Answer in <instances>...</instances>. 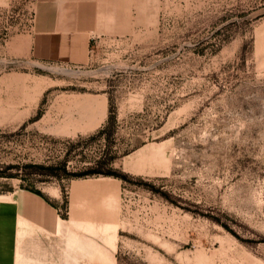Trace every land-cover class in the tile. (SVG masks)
Here are the masks:
<instances>
[{
    "label": "rangeland",
    "instance_id": "obj_1",
    "mask_svg": "<svg viewBox=\"0 0 264 264\" xmlns=\"http://www.w3.org/2000/svg\"><path fill=\"white\" fill-rule=\"evenodd\" d=\"M31 12L0 8V195L65 219L71 181L116 178L99 264H264V0H147L84 65L12 60Z\"/></svg>",
    "mask_w": 264,
    "mask_h": 264
},
{
    "label": "crops",
    "instance_id": "obj_2",
    "mask_svg": "<svg viewBox=\"0 0 264 264\" xmlns=\"http://www.w3.org/2000/svg\"><path fill=\"white\" fill-rule=\"evenodd\" d=\"M13 1L0 0V8ZM27 3L30 25L7 43L9 57L66 65L87 63L95 41L130 35L138 22L135 9L147 6V0ZM99 125L96 118L88 131ZM121 189L122 182L112 177L74 179L65 219L60 207L33 191L19 188L0 195V264H99L110 247L114 256Z\"/></svg>",
    "mask_w": 264,
    "mask_h": 264
},
{
    "label": "trees",
    "instance_id": "obj_3",
    "mask_svg": "<svg viewBox=\"0 0 264 264\" xmlns=\"http://www.w3.org/2000/svg\"><path fill=\"white\" fill-rule=\"evenodd\" d=\"M33 191V190H32ZM34 193H36V194H38V195H40V196H42L43 198H45V196L42 194V193H40V192H38V191H33ZM46 199V198H45Z\"/></svg>",
    "mask_w": 264,
    "mask_h": 264
}]
</instances>
